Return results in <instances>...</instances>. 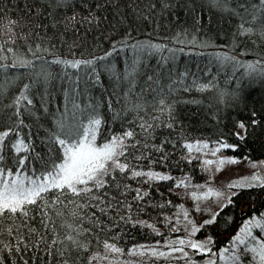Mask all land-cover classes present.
<instances>
[{
  "label": "trees",
  "instance_id": "trees-1",
  "mask_svg": "<svg viewBox=\"0 0 264 264\" xmlns=\"http://www.w3.org/2000/svg\"><path fill=\"white\" fill-rule=\"evenodd\" d=\"M238 3L243 0L230 6ZM9 21L15 24L9 27ZM239 22L238 17L213 7L212 0H0V100L4 105L20 93L11 83L7 87L16 79L11 69L29 58L51 63L57 74L60 63L56 61L92 60L77 75L84 83L81 92L103 121L97 145L113 135L134 133L119 158L129 170L110 172L103 178V188L89 184L92 191L81 195L52 189L43 200L27 205L26 215L0 217V264H138L131 254L146 248L141 246L179 239L210 238L211 253L231 251L232 237L245 222L264 216V183L238 187L215 222L197 227L194 234L192 225L177 216L184 203L182 185H199L204 177L201 158L191 156L185 145L224 142L233 146L223 148L233 159L264 161V35L257 30L258 22L252 25V34L240 35ZM154 44L164 50L151 49ZM134 62H139L142 75L129 89L127 80L117 78L127 74ZM250 63L259 67L249 69ZM153 69L159 87L146 81L144 73L151 75ZM52 74L50 70L51 79ZM173 80L176 90L170 91L167 85ZM201 85L208 87L200 90ZM161 96L172 105L171 117L153 108ZM137 97L143 107L133 111ZM31 107L35 116L25 113L19 132L25 140L31 133L33 151L28 153L26 170L37 177L46 166L50 169L53 162H60L61 149L47 140L58 109L53 106L44 112L35 104ZM10 111L5 108L0 116ZM144 122L152 125L147 132L140 127ZM5 156L4 166L15 172L14 150L6 148ZM132 170L171 179L133 177ZM253 230L261 233L262 229ZM105 243L123 251L108 252ZM183 247L192 261L206 264L201 258L209 254ZM243 248L237 245L235 250L248 264L253 254Z\"/></svg>",
  "mask_w": 264,
  "mask_h": 264
},
{
  "label": "snow or ice",
  "instance_id": "snow-or-ice-1",
  "mask_svg": "<svg viewBox=\"0 0 264 264\" xmlns=\"http://www.w3.org/2000/svg\"><path fill=\"white\" fill-rule=\"evenodd\" d=\"M234 3V0H212L213 7H215L220 12H229L232 15L239 18V34L240 35H250L253 33V24L258 22V29L262 35H264V0H258L257 3L249 4L248 0H243V3H238L236 7H231L230 5ZM239 9V11L237 10ZM245 17H249L246 19ZM71 19H75L72 17ZM15 24V21H9V27ZM248 25V26H246ZM149 47L157 52H162L164 47L158 44L149 45ZM111 53L106 54L105 57L100 59H106ZM225 59H235L234 57H225ZM30 62H22V66H27ZM56 63L64 64L70 66L72 69H79L81 66H91L94 61L92 60H60ZM139 62H134L130 68V71L122 77H118L117 80H127V86L132 89L135 85L137 77L141 76L140 67H138ZM163 63H167V58H163ZM15 66V65H13ZM249 69H255L259 67V64H248ZM264 71V69H261ZM146 81L149 84L157 83L158 78L156 72L153 69L152 74L148 75L144 73ZM186 75V74H185ZM45 79H48L45 76ZM177 81L173 80L171 84L167 85L170 91H175L174 85ZM195 83V82H194ZM159 87V86H158ZM208 85H201L200 90H204ZM30 85H23V91L19 93L18 96L14 97L11 104L4 105L2 100H0V113L4 112V109H11L10 112L5 113L0 116V217L7 213H23L25 212V207L27 205H34L38 200H43V194L55 189L57 191H69L73 195L87 194L92 191L88 187L92 184L96 188H103L105 186L104 177L108 176L110 172L119 170L124 172L129 170V165L127 163H120L119 158L124 155L126 148L129 146L125 143L126 140L132 138L134 133L129 130L124 132L122 136L113 135L109 140L102 145H97V136L102 125V118L93 109L92 114L87 116V124L77 121L75 124L65 123L63 116L57 118L55 121L56 127L49 131L47 140L50 144L58 145L61 149V155L58 157L59 163L53 162L50 169L47 168L41 174V177L34 178L33 175H29L27 166L30 164V156L28 153L33 151V146L31 143V133L29 132L27 140L20 135L19 129L24 125L23 115L26 113L30 118L35 116V111L32 109L33 99L29 97ZM187 90V89H185ZM137 103L133 105L132 110L136 111L143 107V101L141 97H137ZM23 107V111H22ZM76 107V105H74ZM153 108H158L160 113H167L171 117L172 105L166 103L163 96L156 100ZM47 111V109H44ZM75 114H73L74 116ZM154 119H158L154 117ZM256 121H253L255 123ZM167 127H172V124H167ZM141 129L145 132L152 127L151 124L147 122L141 123ZM239 127L244 128L245 125L240 123ZM238 135V134H237ZM243 139V137H241ZM7 141V143H6ZM138 143V142H137ZM135 147V145H132ZM162 147V146H161ZM185 147L192 151L195 148L196 151H202L207 148L208 145L197 141L195 146L192 144H187ZM233 147L227 143L220 142L219 146L213 150V155L219 152L222 148ZM10 148L14 150L17 159L15 161L14 167L16 171L14 172L12 168H6L4 162L6 160L5 150ZM23 153V154H22ZM36 159H41L39 154H36ZM235 163V160L231 161ZM216 161L207 160L205 164H213ZM220 164H224L225 161L221 159ZM34 173L35 169H31ZM133 177L147 176L149 179L157 180H167L171 179L169 176L161 175L159 173H154L151 171L140 172L132 170ZM261 181L259 175H253L251 177H243L240 180L233 181L228 185L229 188L252 186L254 182ZM181 184L184 181H180ZM209 193L219 197L223 193L213 192L210 188ZM138 198L139 190H137ZM205 196L208 193L204 194ZM193 198L199 199L196 193H192ZM95 199V197H93ZM103 202V201H101ZM229 202L231 199L229 198ZM103 211V209H101ZM184 216L187 217L188 213L185 212ZM215 222V217L203 221V225H211ZM192 222L189 221V224ZM202 225V226H203ZM260 228L264 229V216L260 218H251L243 227L239 229V232L232 237V245L236 247L237 245H243V251L245 253H252V259L255 261L258 259L259 264H264V242L252 245L256 237L253 236L252 229ZM178 231V229H175ZM199 231V228L193 226L192 233ZM69 241H74L73 236L66 237ZM56 241H53L55 243ZM212 243L209 238L207 241L197 242L192 239H179L169 242V247L172 252H180L184 257L188 256V253L184 249V245L189 248L196 250L199 253H211V248L209 245ZM173 245H180V247H172ZM105 249L108 252L121 253L123 250L116 247L114 244L105 243ZM143 247V246H141ZM152 256L166 257L170 255V252L159 251L157 248L149 249ZM230 251L229 248H224L219 252V258L221 260L227 259L232 261V264H238L241 261V254L238 251H232L230 256H225V253ZM207 264H216V261L209 259Z\"/></svg>",
  "mask_w": 264,
  "mask_h": 264
},
{
  "label": "rangeland",
  "instance_id": "rangeland-1",
  "mask_svg": "<svg viewBox=\"0 0 264 264\" xmlns=\"http://www.w3.org/2000/svg\"><path fill=\"white\" fill-rule=\"evenodd\" d=\"M22 61H26V59H22ZM31 61L32 63L30 65H17L16 69H11V73L15 74L16 79L10 80L7 87L10 86L11 83L14 87V90H20L19 92H21L23 91V85H25L27 80H29L27 83L30 85V90L28 93L29 97H36L39 99L40 103L48 102L50 105L47 107V109L53 106L54 108H57L58 115L55 121L57 118L63 116L65 123L67 124H75L77 121H79L86 125V117L91 115L93 110L90 107L88 96L81 92V90H83V86L79 85L74 87L75 83L78 81V77H81V75H77L78 72L80 73V70H70L68 66L59 64L60 70L57 74V71L53 69L51 63L40 58L34 59V57L29 58L27 62ZM50 70L53 73V83L51 82L52 79ZM45 76H47L48 79H45ZM79 79L81 80L82 78ZM12 97L14 98V96ZM54 97H56V102H52ZM74 105H76V107H74ZM73 114L75 115L73 116ZM55 127L56 123L54 124V128ZM241 130L242 129L240 128V131ZM195 144L192 145L195 146ZM203 144L204 143H201V145ZM218 146L219 144L208 145V147L204 148L202 151L198 152L195 150V148L190 151L191 156H198L201 158L204 177L199 185H182L180 192L183 195L184 203L183 206L178 210L177 217L188 221V224L189 221H191L192 223L190 225H192V227L202 226L203 221L216 217L218 212L229 203V198H231V195L233 194L232 192L236 191L238 188L228 187V185L233 181L240 180L243 177L259 175L261 177V181L254 182L253 184L264 183V161H242L236 158L233 159L231 156L225 153L223 148L213 155V150ZM221 159L225 161L224 164L219 163ZM207 160H213L216 161V163L205 164V161ZM232 160H235L236 162L232 163ZM39 177L41 176L34 178ZM210 188L213 190V192H220L223 193V195L217 197L212 193H209L208 189ZM192 193H196V195L200 198H193ZM205 193H208V195L205 196ZM185 212L188 213L187 217L184 216ZM252 233L253 236L256 237V240L253 241L249 247L259 244L260 242H264V229L261 230V233H256L252 229ZM168 245L169 243L158 246H143L146 247L144 250H135L131 256L138 262V264H197L196 262L192 261V259H190V254L186 249L185 251L188 253V256L184 257L180 252H172ZM175 247L180 246L175 245ZM150 248H157L159 251L170 252L171 254L166 257L152 256L149 251ZM235 248L236 247H232L230 252L225 253V256H230L232 251H236ZM208 254V257L201 258V261L206 259V264L209 259L215 260L217 264H232V261L230 260H221L219 258V253L213 252ZM238 263L247 264L245 261H240ZM248 264H259V261L258 259L254 261L252 258H250L248 260Z\"/></svg>",
  "mask_w": 264,
  "mask_h": 264
},
{
  "label": "bare ground",
  "instance_id": "bare-ground-1",
  "mask_svg": "<svg viewBox=\"0 0 264 264\" xmlns=\"http://www.w3.org/2000/svg\"><path fill=\"white\" fill-rule=\"evenodd\" d=\"M27 82H29V80H27ZM26 82V83H27ZM83 86L84 85V83H83V79H81L80 81H77L76 83H75V85H74V87H76V86ZM70 86V85H69ZM40 95V94H39ZM31 99H33V104H35V105H37V106H39L40 107V109L42 110V111H44V109H47V107L50 105L48 102H39V99H37L36 97L35 98H32L31 97ZM56 97H54L53 98V100H52V102H56ZM90 104V103H89ZM97 105H98V102H97ZM91 106V105H90ZM92 107H95V106H92ZM38 108V107H37ZM51 108V107H50ZM50 108H48V109H50ZM39 109V110H40ZM48 109H47V111H48ZM45 112V111H44ZM53 124V128L52 129H54V124H55V122H53L52 123Z\"/></svg>",
  "mask_w": 264,
  "mask_h": 264
}]
</instances>
